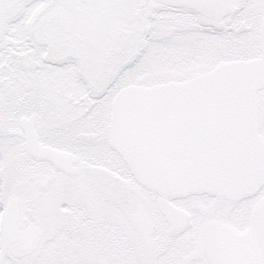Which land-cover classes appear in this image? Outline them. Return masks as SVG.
<instances>
[{
    "label": "snow or ice",
    "instance_id": "1",
    "mask_svg": "<svg viewBox=\"0 0 264 264\" xmlns=\"http://www.w3.org/2000/svg\"><path fill=\"white\" fill-rule=\"evenodd\" d=\"M0 264H264V0H0Z\"/></svg>",
    "mask_w": 264,
    "mask_h": 264
}]
</instances>
